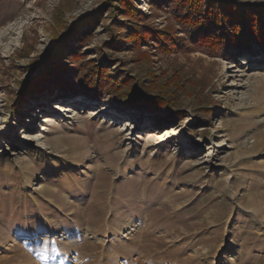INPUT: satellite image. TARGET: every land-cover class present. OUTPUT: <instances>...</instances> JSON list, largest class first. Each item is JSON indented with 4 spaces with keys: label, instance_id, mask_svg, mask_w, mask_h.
Listing matches in <instances>:
<instances>
[{
    "label": "rangeland",
    "instance_id": "374dc122",
    "mask_svg": "<svg viewBox=\"0 0 264 264\" xmlns=\"http://www.w3.org/2000/svg\"><path fill=\"white\" fill-rule=\"evenodd\" d=\"M116 4L0 0V264H264V48L151 47L143 74L186 83L160 113L81 88L27 91L56 37L54 71L78 48L101 61ZM129 48L105 59L113 74L141 73Z\"/></svg>",
    "mask_w": 264,
    "mask_h": 264
},
{
    "label": "trees",
    "instance_id": "16d2710c",
    "mask_svg": "<svg viewBox=\"0 0 264 264\" xmlns=\"http://www.w3.org/2000/svg\"><path fill=\"white\" fill-rule=\"evenodd\" d=\"M115 1L111 35L104 50L100 49L98 60L101 61L88 60L78 48L71 52L68 63L54 71L58 64L57 52L64 44L56 37L59 46L52 57L42 62V74L30 83L28 92L56 84L63 91H80L81 88L93 97L111 93L127 107L145 106L149 111L160 113L175 107L177 93L185 89L186 83L179 78L155 76L149 68V76L143 74L140 66L152 61L151 47L162 53L197 49L214 56L231 55L253 46L264 48V4L235 0H148L149 11L144 13L135 6L134 0ZM163 13L167 14L165 23L158 24L156 20ZM70 31L72 35H79L80 28ZM90 34L75 38L74 43L84 45L85 37ZM125 42L131 47L129 49L137 51L131 61L139 67L140 74H113L105 62L110 58L111 50L121 49ZM75 73H78V83L73 79ZM170 87L174 89L170 90ZM28 92L20 95L18 102Z\"/></svg>",
    "mask_w": 264,
    "mask_h": 264
}]
</instances>
